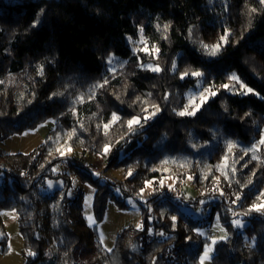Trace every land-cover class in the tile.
Returning a JSON list of instances; mask_svg holds the SVG:
<instances>
[{"label":"trees","instance_id":"16d2710c","mask_svg":"<svg viewBox=\"0 0 264 264\" xmlns=\"http://www.w3.org/2000/svg\"><path fill=\"white\" fill-rule=\"evenodd\" d=\"M226 30L227 43L207 54L203 46L219 43ZM144 44L150 53L141 50ZM186 70L203 76L181 79ZM233 74L240 83L229 79ZM210 85L215 96L194 115L178 114L190 97L199 104ZM153 106L159 111L145 123L143 109ZM113 113L119 120L105 134ZM135 116L143 126L130 132L127 121ZM49 119L55 128L42 146L0 154V213L18 215L25 264H200L211 242L201 230L217 217L227 239L216 243L212 264H264V210H249L264 201V145L247 151L264 135L259 0H0V140ZM143 127L144 144L119 159ZM69 146L64 156L56 151ZM102 156L124 169V182L103 180L94 164ZM80 157L95 169L73 164ZM65 158L95 188L97 222L109 201L126 210L125 198L133 197L143 226L125 228L106 250L84 217L83 197H70L69 177L52 171ZM60 177L64 189L41 193L48 179ZM146 181L153 183L146 187ZM188 185L195 193L190 199ZM236 218L248 222L243 233L232 223ZM0 246L7 252L1 218Z\"/></svg>","mask_w":264,"mask_h":264},{"label":"rangeland","instance_id":"374dc122","mask_svg":"<svg viewBox=\"0 0 264 264\" xmlns=\"http://www.w3.org/2000/svg\"><path fill=\"white\" fill-rule=\"evenodd\" d=\"M141 50L145 53L151 52L145 44L141 47ZM146 67L151 69L155 66L152 64H146ZM54 128L55 120L49 119L34 129H28L22 133L14 134L0 140V154H29L46 142L49 133L54 130ZM143 131L144 130L142 128L136 129L134 137L128 140L126 146L119 154V159H123L135 148L144 144L147 139V135L141 134ZM67 157H69V155ZM110 158V156H102L95 159L94 164L100 170L99 174L103 176V180L109 179L120 183L124 182V169L122 167L110 166ZM53 168L56 169V171L52 170L55 174L67 175L69 177L70 188L68 190V194L70 197H83L84 217L91 227L97 229L102 246L106 250H112L114 248L116 238L125 228H138L137 225H140L141 227L143 226L138 203L133 197L125 198L128 205V209L126 210H120L113 201H109L107 203L104 220L97 222L94 213L95 188L90 183L84 182L80 178L76 171L70 167V163L66 158L54 164L52 169ZM49 181L52 184L51 187L48 186ZM65 184L64 177L48 179L46 186L42 189L41 193L43 195H51L57 190L64 189ZM188 188L186 197L190 199V197L192 198L195 193L191 185H188ZM188 213L193 215L196 219H203L205 216L200 210L196 209H190L188 210ZM0 218L8 236L7 252L3 253L2 247L0 246V264H25L27 257L24 251L23 238L19 231V219L17 213L13 211H3L0 213ZM236 220L241 222V226L237 227L243 233L248 222L242 221L240 218H236ZM201 233L210 239L211 242L208 246L212 249L209 252V258L204 261V264H212L215 245L217 242L227 239L226 230L221 225L219 218L217 217L209 226L204 227L201 230ZM221 237L226 238L220 239ZM213 240H216L215 244H212Z\"/></svg>","mask_w":264,"mask_h":264},{"label":"snow or ice","instance_id":"6c2138e0","mask_svg":"<svg viewBox=\"0 0 264 264\" xmlns=\"http://www.w3.org/2000/svg\"><path fill=\"white\" fill-rule=\"evenodd\" d=\"M260 4L264 5V0H259ZM252 11H256L255 9H252ZM167 27V26H165ZM141 31H143L141 29ZM228 35L229 33L227 32V30L225 31V34L223 36H221L220 38V42L217 43L216 45H213V46H208V45H204L203 47L205 48V50L207 51V54L211 55V56H215L217 55V53L219 52L220 48L223 46V44L227 43V39H228ZM146 50V49H145ZM153 51H156L158 52V49L155 48V46H153ZM112 62V57L109 58V63ZM173 67H175V65H173ZM152 71H159V66H155V67H152L151 68ZM192 76V77H196V78H199L201 76H203V73H201L200 71H188L186 70L185 72L181 73V79H184V77L186 76ZM230 80L232 81H236V83H240L238 78L235 76V74L231 75L229 77ZM105 84L107 83V80H105L104 82ZM97 87H103V85H97ZM221 87L225 88V89H228L230 87V85L228 84H225V85H222ZM234 87V85L232 86ZM240 87L243 89L245 88V86L243 84L240 85ZM214 86L213 85H210L208 88H205L203 89L200 94H199V97H200V103L197 104L195 103V97H190L189 100H190V104L187 105L185 107V110L184 111H181L179 112L178 114L183 116V115H194L195 112L199 109L200 105L205 103L208 99L209 96H215L217 93L216 91L213 90ZM252 89H246L245 93L244 94H247V92H251ZM55 95V94H54ZM165 99H167V94L165 95ZM191 107V111L188 110V108ZM143 111L146 113V115L143 116V121L146 123L147 120L151 119L152 116H154L158 111H159V107L158 106H153V111L149 112L147 108L143 109ZM119 120V117L113 113L112 117H111V120L109 121V123L107 124H104L103 125V128L105 130V134H107V131L108 129L111 127L112 124L116 123L117 121ZM135 126H140L142 127L143 124L141 123V117L139 116H135L133 117L132 119H129L127 121V128L128 130L131 132L134 130ZM69 138H71V133L69 134ZM121 139H123V137H121ZM260 145H264V135L261 136V139L260 141L258 142L257 145H253V147L251 149H248L247 151H251L253 153H255L256 151L259 150V146ZM232 147H234L233 143L232 142H229L228 143V151H231ZM72 149L71 147H67V149L65 150H62L61 148H57L56 151L57 153L60 155V156H64L66 154V152H70ZM111 150V145L110 144H105L104 145V148H103V152L104 154H107L109 151ZM247 154V152H246ZM257 157L254 155L253 156V159H256ZM223 167H227V160H228V156L225 155L223 158ZM166 163V162H165ZM53 171H56L55 168L52 169ZM128 175L131 176L132 175V172L131 170L128 172ZM225 175H227L225 173ZM187 179L191 180L192 177L191 176H188ZM153 183V181H146L145 182V185L146 187L148 186H151V184ZM159 183L161 185L164 184V179H161L159 181ZM48 186L51 187L52 184L51 182L49 181L48 182ZM143 189L141 190V196L143 194ZM223 194V193H221ZM260 197H264V192L260 193ZM240 199V196L237 195L236 196V200H239ZM233 203H235V201H233ZM250 211L251 210H255V211H261V210H264V201H262L261 204H254L251 206V208L249 209ZM15 210H13L14 212ZM172 220L175 222L176 220V217H172ZM233 225L235 226H241V222L239 220H234L232 221ZM138 228H140L141 226L140 225H137ZM194 231H199L197 229H194ZM201 235H203V233H200ZM226 237H221L220 239H224ZM216 243V240H213L212 241V244H215ZM211 247L206 245L205 246V249H204V253L203 255L200 257V264H204V261L206 259L209 258V252L211 251ZM110 251V250H109ZM30 255H32V253H29Z\"/></svg>","mask_w":264,"mask_h":264},{"label":"built area","instance_id":"2783aa9c","mask_svg":"<svg viewBox=\"0 0 264 264\" xmlns=\"http://www.w3.org/2000/svg\"><path fill=\"white\" fill-rule=\"evenodd\" d=\"M72 162H73V164H76V165L84 167V168H88L90 170L95 169L94 165H91V164L89 165V162L85 157L73 159Z\"/></svg>","mask_w":264,"mask_h":264},{"label":"water","instance_id":"95a60500","mask_svg":"<svg viewBox=\"0 0 264 264\" xmlns=\"http://www.w3.org/2000/svg\"><path fill=\"white\" fill-rule=\"evenodd\" d=\"M146 127H143L142 129L144 130ZM115 152H116V149H114L113 151H112V155L113 154H115Z\"/></svg>","mask_w":264,"mask_h":264}]
</instances>
